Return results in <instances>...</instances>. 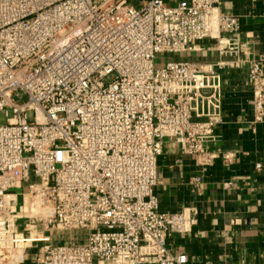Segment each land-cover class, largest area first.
I'll return each instance as SVG.
<instances>
[{
	"label": "built area",
	"instance_id": "obj_1",
	"mask_svg": "<svg viewBox=\"0 0 264 264\" xmlns=\"http://www.w3.org/2000/svg\"><path fill=\"white\" fill-rule=\"evenodd\" d=\"M219 4L0 0V264L26 263L31 221L89 230L86 243L46 245L33 264L187 263L167 240L191 232L197 210H158L157 162L167 140L207 164L218 156L208 145L223 122L221 75L157 59L204 39L239 59L240 19ZM250 63L260 123L264 58ZM191 183L199 191L201 176Z\"/></svg>",
	"mask_w": 264,
	"mask_h": 264
},
{
	"label": "crops",
	"instance_id": "obj_2",
	"mask_svg": "<svg viewBox=\"0 0 264 264\" xmlns=\"http://www.w3.org/2000/svg\"><path fill=\"white\" fill-rule=\"evenodd\" d=\"M164 1L175 6L188 0ZM219 7L223 15L240 19L245 44L240 58L220 54L216 39L198 41L197 50L172 55L175 60L214 64L221 75L223 122L208 145L218 156L207 164L204 157L184 153L167 140L158 157L154 193L162 213L197 210L192 231L172 233L167 240L174 253L187 255L186 264H264V121L254 122L250 80L251 60L264 58V0H220ZM197 176L202 178L199 191L191 183ZM41 225L31 221L36 237L25 264L44 255L46 245L88 240L87 229L46 231Z\"/></svg>",
	"mask_w": 264,
	"mask_h": 264
},
{
	"label": "rangeland",
	"instance_id": "obj_3",
	"mask_svg": "<svg viewBox=\"0 0 264 264\" xmlns=\"http://www.w3.org/2000/svg\"><path fill=\"white\" fill-rule=\"evenodd\" d=\"M169 59H173L172 58V55H169V54H167V55H165V56H163V59H162V57H159L158 59H157V61L160 63V62H166V61H168ZM6 119H7V117H6V115H5V113L3 112V111H0V124H2V123H5L6 122ZM38 211H40V210H37V211H34L33 213H34V215L35 216H37L38 214H40ZM48 211H50V209H48ZM47 213V212H46ZM32 224H34V223H32ZM41 224V223H40ZM42 226V225H41Z\"/></svg>",
	"mask_w": 264,
	"mask_h": 264
},
{
	"label": "water",
	"instance_id": "obj_4",
	"mask_svg": "<svg viewBox=\"0 0 264 264\" xmlns=\"http://www.w3.org/2000/svg\"><path fill=\"white\" fill-rule=\"evenodd\" d=\"M134 5L138 4V0H131Z\"/></svg>",
	"mask_w": 264,
	"mask_h": 264
}]
</instances>
